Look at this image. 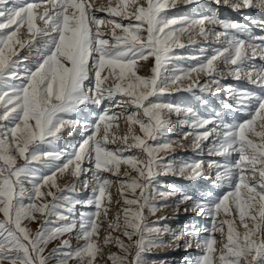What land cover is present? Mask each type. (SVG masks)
<instances>
[{
    "label": "snow or ice",
    "instance_id": "1",
    "mask_svg": "<svg viewBox=\"0 0 264 264\" xmlns=\"http://www.w3.org/2000/svg\"><path fill=\"white\" fill-rule=\"evenodd\" d=\"M133 2L134 11L129 13L126 0H121L115 7L109 5L107 9H94L87 0H22L11 5L9 0H0V18H3L0 20V213L3 214V220H0V264H47L48 258L42 255V245L71 231L75 224L48 231L41 227L33 237L22 222L34 220L36 213L68 219L59 208L63 207L71 213L77 203L94 206L95 212L81 213L80 238L85 243L74 253H65L59 264H67L73 257L81 264H93L99 251L93 239L98 234L97 221L102 212L107 214L105 199L111 201L107 189L112 181L103 173L118 175L121 164L137 173L134 177L126 173L128 178L119 181L120 195L124 201L123 235L132 243L125 245L119 238L115 242L126 254H130V249L134 247L135 255L130 262L127 255L113 254L110 259L113 264H143L142 252L156 243L146 239L145 233L152 230L142 224L143 209L151 207L152 211L156 210L149 205L147 192L153 179L161 170L188 180L197 179L205 172L203 160L182 162L179 166L162 164L159 153L171 150L174 141L155 146L148 143L166 135L170 123L166 117L172 113L184 117L183 123L190 131L183 136L185 139L192 137L194 149L203 151L202 141L212 138L208 155L223 156L225 162L221 164L209 160L207 167L216 169L217 181L221 184L227 182L233 188L216 198L209 195L196 199L187 193H179L181 199L178 203L192 201V210L201 212L209 220V224L203 228L195 225L191 228L190 234L204 249V254L192 264H214L212 254L216 251L217 240L213 234L223 233L224 224H228L227 237L220 249L219 264H264V94L229 87L228 94L236 101L237 110L251 109L248 111L249 119L233 123L219 117L201 116L191 107L159 100L164 94L179 91L180 83L189 79L193 72L205 73L210 78L209 84L197 85L202 93L219 91L220 82L214 76L219 71L215 64L217 60L232 66L228 69L229 75L237 80L246 77L264 92V67L257 69L251 66L245 70L254 56L259 54L264 57V36H256L245 25L221 18L216 12L194 17L167 14L177 3L187 6L198 0ZM221 2L234 10L257 6L256 0H214L216 5ZM42 5H45L44 11H37ZM259 6L264 7V0H259ZM100 11L113 18L129 19L134 16L137 23L130 21L125 25L110 19L108 22L114 24V28L111 37L105 38L100 27L105 21L95 15ZM37 19L43 21V27L37 26ZM205 25L219 26L222 31L206 28ZM25 26L31 39L22 40L17 36L20 28ZM115 29H121L123 35H117ZM197 29L199 35L206 38L214 35L218 42L226 46L216 49L197 67L187 70L174 67L170 75H162L161 70L166 72L168 63L174 59L170 55L172 47H184L180 44L181 36ZM144 32L146 36L142 34ZM37 37L44 38L43 48L38 50L40 56L35 67L21 76L16 70L19 57L15 46L19 45L20 49L28 46L31 50ZM150 56L155 58L152 74L148 77L137 75L135 69L138 61L147 60ZM106 70L107 74L102 76ZM90 77L94 78V82L91 87H86L85 82L90 81ZM110 79L111 86L105 87ZM212 84L216 85L215 89L210 86ZM186 90L191 92L192 85ZM117 94L126 97L127 102L136 109L127 113L129 135L122 138V146L114 150L108 148V144L115 143L117 139L109 131L115 114L110 116L109 110L104 108L94 122L85 119L83 138L71 152L60 153L42 148L44 145H54L64 128L78 123L65 119V116L76 112L81 105L100 106L106 100H113ZM150 97H156V100H150ZM120 106L122 113L127 111L123 105ZM225 107L231 108L232 105ZM140 110L144 118H138L137 112ZM258 120L260 123L257 125ZM133 125H139L143 136L135 135ZM257 127L260 129L258 132ZM250 134L259 136L261 142L255 143L249 139ZM132 149H139L146 155L142 158L124 155ZM233 153L237 155L234 162L229 159ZM62 156L64 162L56 163ZM18 158L23 159V165L17 166ZM34 161L52 169L51 174L37 175V170L32 166ZM85 161L91 167H85ZM70 168L71 175L77 178L91 173V197L86 201H73L67 195L57 197L48 191L46 195L53 198L52 204L35 203L45 195L42 187H55L57 173L62 174ZM25 180L32 186V192L27 196L32 202L27 205L23 202ZM83 186L89 187L88 180L84 181ZM125 188L131 191V198L125 194ZM66 191H75V185ZM157 195L167 198L177 195V192L172 189ZM61 201L64 203L61 204ZM230 205H234V211L245 229L243 233L234 229L233 220L217 223L216 217L221 211L224 214L233 211ZM109 227L118 229L121 222L117 219ZM201 232L206 234L203 238ZM134 236L138 237L135 241ZM110 239L106 237L105 243ZM174 239L179 237L175 236ZM62 247H69L68 241H64Z\"/></svg>",
    "mask_w": 264,
    "mask_h": 264
},
{
    "label": "rangeland",
    "instance_id": "2",
    "mask_svg": "<svg viewBox=\"0 0 264 264\" xmlns=\"http://www.w3.org/2000/svg\"><path fill=\"white\" fill-rule=\"evenodd\" d=\"M22 0H9V5L12 3H20ZM28 2H39V0H28ZM87 2L92 3L93 8L103 7L107 9L109 5L115 7L117 3H121V0H87ZM128 4V11L131 13L134 11L135 4L133 0H126ZM139 3L144 4L145 0H139ZM257 6L251 8H241L239 10H234L221 2L220 5H216L214 0H198L195 4L184 5L183 3H177L176 7L168 10L169 16L183 17V16H199L204 14H211L216 12L221 18H226L245 25L249 31L256 36H264V8L259 6V0H256ZM45 5L41 6L37 11L43 12ZM95 15L98 18L103 19L108 24H101V31L104 32L105 38H110L112 35V30L114 24L109 23L110 19H114L117 22H122L127 25L130 21L132 23H137L134 16H130L129 19H122L121 17H109L105 11L96 12ZM3 18H0L2 20ZM254 21V22H253ZM38 27H43V21L37 19L35 21ZM206 28L214 29L215 31H222L219 26L205 25ZM117 35H123L121 29H115ZM147 35L146 32L142 33ZM19 39L26 40L31 39V36L27 33V28L22 27L17 34ZM244 38V37H242ZM43 39L37 37L34 42V46L31 50L28 46L23 49L16 45L18 50L19 63L17 65V72L23 76L28 69H33L36 65V61L40 56L38 50L43 48ZM259 43V41H257ZM180 44L184 47L173 46L170 55L174 58L167 65V71L161 70L162 75H170L172 69L175 67L177 69H190L197 67L199 62L207 57H211L216 49H220L226 46L225 43L218 42L214 35H209L207 38L199 35V30L192 31L190 33H185L180 38ZM251 55V52L249 53ZM17 59V57H13ZM216 67L219 69L214 76L219 79V91H213L211 93L200 91L197 87L209 84L210 78L205 73H191L189 79L183 80L180 83V90L173 91L168 94H164L159 97V100L164 103H171L174 105H179L181 107H191L199 115L205 117H219L227 123L233 122H243L249 119L248 111L251 109L237 110V104L234 99H232L228 94V88L232 89H247L249 91L255 92L257 95L264 94L260 87L256 84H252L246 77H242L237 80L228 74V69L231 65H225L222 60H217L215 62ZM155 65V58L149 57L147 60H140L136 66L137 75L142 77H148L152 74L151 70ZM255 66L259 69L264 67V57L257 54L254 56L246 67V71ZM107 74V70L102 73ZM180 74V73H177ZM19 83V81H14ZM94 82V78L90 77V81L85 82L86 87H91ZM192 85V91H187L186 89ZM111 86V79L105 83V87ZM213 89L216 85H210ZM150 100H156V97H150ZM119 102V103H118ZM147 103V102H146ZM254 103V102H253ZM232 105L231 108H226L225 105ZM123 105L127 111L122 113L121 106ZM107 108L109 110V115L115 114V119L112 127L109 131L112 135L117 137L115 143L108 144L109 149H116L122 146V138L129 135L130 125L127 122V113L135 112V106L127 102L126 97H121L119 94L111 101H104L100 106L96 105H81L76 112L68 114L65 119L76 120L78 123L75 126L66 127L62 130L59 139L51 147L44 145L42 148L44 150L58 151L60 153L71 152L69 150V145H73L72 148L79 144L83 138V123L85 119L90 122H94L97 114L101 112L102 109ZM138 118H144L142 110L137 112ZM167 119L170 120L168 124V131L166 135L159 137L157 140H149L148 143L151 145L163 144L168 141H174L171 150H167L159 153L162 157V164H172L173 166H179L182 162H192L203 160L205 162V172L201 177L188 180L177 174L171 172L160 171L157 175L147 192L150 196L149 205L155 207V211L151 210V207H145L143 209V226L146 229L152 230L151 233L146 232V239L156 241L151 247H147L141 254L143 264H192V262L198 257L204 254V249L201 245H198L192 235L190 234L191 228L195 225L198 228H203L209 224L208 218L199 211L192 210V201L185 203H178L181 199L179 193H187L194 196L196 199H201L209 195L212 198L222 197L233 188L229 186L227 182L221 184L216 179V169H208L207 162L209 160H215L221 164L225 162L223 156H209L208 147L211 143L212 138L210 137L208 141H202L203 151L196 150L193 148L191 141L192 137L184 138L183 134L189 132V127L183 123L184 117L182 115H176L175 113L168 114ZM260 121H257V125ZM103 127V125H102ZM135 135L143 136L140 131L139 125L131 126ZM211 127V126H209ZM259 127L256 128L258 132ZM102 135V133H101ZM99 139L100 136L98 135ZM255 143H260V137L254 134L248 136ZM131 142V140H129ZM124 155H136L138 157H144V154L139 149H132L130 152H125ZM237 155L233 153L230 157V161L234 162ZM64 157L62 156L60 161L56 163H63ZM2 163V162H0ZM24 161L22 158L17 159V166L23 165ZM32 166L37 170V175H50L52 169L48 168L45 164L34 161ZM85 167H91L87 161L84 162ZM128 176H137V173L130 169L129 166L121 164L119 168L118 175H113L112 173L105 172L103 176L108 178L112 183L107 189V194L111 195V201L109 202L106 198L104 201V206L107 207V214L101 213L98 218V234L93 237L99 251L96 254L93 264H113L110 257L115 254L117 256L127 255V259L130 262L135 255V248L130 249V254H126L117 244L116 239L119 238L124 242L125 245L132 243L126 236L123 235V211L124 206L123 198L121 197V179H127ZM91 173L82 175L79 178L71 175V168L65 170L64 173H57L55 177V187L50 185H45L42 187L41 191L45 193L43 197L36 200L37 204H52L53 198L47 196L46 193L51 191L55 196L59 197L61 195H67L73 201H86L92 195L91 193ZM258 178V174H257ZM88 180L89 187L85 188L84 181ZM203 183V184H202ZM75 185V191L68 192L66 189ZM25 198L23 200L24 204L31 203L27 199L29 193L32 192V186L28 180L24 181ZM175 189L177 195L169 196L167 198H162L157 195L160 192H168ZM125 194L131 198V191L127 188L124 189ZM106 194V195H107ZM139 190H137V195ZM61 204L64 202L61 201ZM233 211L228 214H224L223 211L216 217L217 223L223 220H233V227L236 231L243 233L245 231L243 225L241 224L238 215L234 211V205H230ZM188 211H185V209ZM59 211L67 216L68 219H59L57 215H46V214H35L34 220H24L22 226L29 230L31 236H35L41 227L45 231L52 230L58 227H62L66 224H75V227L68 232H64L62 235L55 239L50 240L46 245H42L44 251L42 255L47 257V264H59L60 260L63 258L65 253L75 252L77 249L81 248L85 241L80 238V217L81 213H93L95 212L94 206H84L77 203L71 213L67 212L63 207L59 208ZM119 219L121 222V227L118 229L110 228L109 224L114 223ZM0 220H3V214L0 213ZM250 223V221H249ZM228 224H224L223 233L215 232L217 243L215 244L216 251L212 254L214 259V264H219L218 257L220 255V249L223 244L226 243ZM183 233V234H182ZM206 234L201 232L200 236L203 238ZM178 236L179 239H174ZM110 237V241L105 243V238ZM190 237V238H188ZM138 237L134 236L133 241ZM68 241L69 247H62L63 242ZM191 244V247L188 245ZM164 248V254L162 255V250ZM185 249V250H184ZM54 250H56L54 252ZM67 264H81V262L73 257L69 259Z\"/></svg>",
    "mask_w": 264,
    "mask_h": 264
},
{
    "label": "bare ground",
    "instance_id": "3",
    "mask_svg": "<svg viewBox=\"0 0 264 264\" xmlns=\"http://www.w3.org/2000/svg\"><path fill=\"white\" fill-rule=\"evenodd\" d=\"M44 6V5H43ZM264 8V7H263ZM104 24H108L106 21L104 22ZM72 144L71 145H69V150H72L73 148H72ZM203 184V183H202ZM188 238H190V237H188ZM162 250V255L164 254V248L163 249H161ZM185 250V249H184Z\"/></svg>",
    "mask_w": 264,
    "mask_h": 264
}]
</instances>
